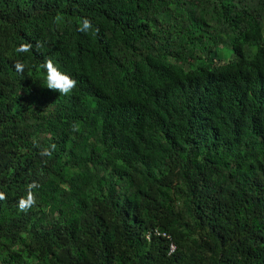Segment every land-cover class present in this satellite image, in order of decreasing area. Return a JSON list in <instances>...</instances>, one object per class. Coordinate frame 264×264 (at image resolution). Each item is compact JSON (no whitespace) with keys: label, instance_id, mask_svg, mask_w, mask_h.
I'll use <instances>...</instances> for the list:
<instances>
[{"label":"trees","instance_id":"16d2710c","mask_svg":"<svg viewBox=\"0 0 264 264\" xmlns=\"http://www.w3.org/2000/svg\"><path fill=\"white\" fill-rule=\"evenodd\" d=\"M0 192V264H264V0H0Z\"/></svg>","mask_w":264,"mask_h":264},{"label":"clouds","instance_id":"9594fccd","mask_svg":"<svg viewBox=\"0 0 264 264\" xmlns=\"http://www.w3.org/2000/svg\"><path fill=\"white\" fill-rule=\"evenodd\" d=\"M61 17L57 16L56 20L59 22ZM93 25L91 21L88 18H84L82 20V23L80 27L78 28V31L80 32H88L89 30H92ZM98 31V29H96ZM43 42L42 41H36L35 48L37 50H40L43 48ZM33 48V45L31 42L29 43H22L20 44L15 51L17 53H26L31 51ZM15 70L23 75L25 65L21 63L20 61H16L14 64ZM40 68L46 71V78L44 86H46L48 89L52 91H57L60 93V95L67 96L70 95L73 90L76 88L77 81L70 76L69 74L62 72L59 70L53 63L51 59L45 60L43 63L40 64ZM73 130L78 131L79 127L78 125H73ZM54 148V145L52 146ZM43 155H51L50 149H43L40 153ZM39 184L38 182L33 181L31 184L28 185V194L26 197H21L18 201V210L21 212H27L30 210L32 206L36 203V198L33 192V189L38 188ZM6 199V196L3 192H0V200Z\"/></svg>","mask_w":264,"mask_h":264},{"label":"built area","instance_id":"2783aa9c","mask_svg":"<svg viewBox=\"0 0 264 264\" xmlns=\"http://www.w3.org/2000/svg\"><path fill=\"white\" fill-rule=\"evenodd\" d=\"M155 233L158 234V235L164 236V237H169V235H168L167 232H165V231L161 232V231H158V230H157V231H155ZM169 247H170V249H169V252H170V253H171V252H174L175 249H176V246H175L174 243H171Z\"/></svg>","mask_w":264,"mask_h":264}]
</instances>
